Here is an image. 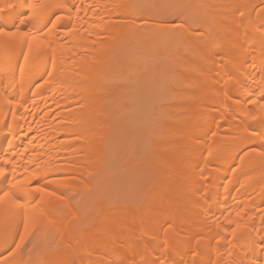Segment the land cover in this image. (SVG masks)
Instances as JSON below:
<instances>
[{
    "label": "bare ground",
    "instance_id": "obj_1",
    "mask_svg": "<svg viewBox=\"0 0 264 264\" xmlns=\"http://www.w3.org/2000/svg\"><path fill=\"white\" fill-rule=\"evenodd\" d=\"M0 28L49 44L0 52V194L45 217L16 251L5 201L0 264H264V0H0Z\"/></svg>",
    "mask_w": 264,
    "mask_h": 264
},
{
    "label": "snow or ice",
    "instance_id": "obj_2",
    "mask_svg": "<svg viewBox=\"0 0 264 264\" xmlns=\"http://www.w3.org/2000/svg\"><path fill=\"white\" fill-rule=\"evenodd\" d=\"M40 11V15H46L47 12L54 8H66L68 7L66 4L62 3H43L38 6ZM36 14L35 9L33 10V15ZM71 15V13H69ZM243 15V13H241ZM61 19V15L57 14L53 21H50L51 28L47 29V31H51L52 28L56 27L57 22ZM49 47L48 42L41 36L35 33L20 31L16 29L15 31H5L3 28H0V52H3L6 56L10 55L15 50H23L26 49V54L24 55V63L28 64L30 58L38 59L44 53V51ZM50 75V74H49ZM44 83H48V81H44ZM264 107V106H262ZM256 117H254L255 119ZM261 156H264V152L260 153ZM243 163V162H242ZM3 172V169H0V173ZM35 177H33L34 179ZM4 182L10 185V190L4 191L3 194H0V214L5 211V201H8V211L12 212L13 210H19L22 217V224L24 229V234L20 236V243L15 245V250L19 251L21 246L25 242V238L29 235L30 228L34 229L40 220L44 219V214L42 211H38L36 207L29 206V204L22 202L26 199L25 195L22 192H14L11 189L15 188V185L11 184V181L7 176L4 177ZM25 183H30V181H25ZM34 191L44 193L49 197H55V200H62L63 197L56 196L55 193L47 192L46 189L37 188ZM45 195H41L39 200L36 201V204L45 203ZM48 207L50 209H55V203L52 200L47 201ZM239 215V213H237ZM229 223H233L229 221ZM237 228L241 227L240 225H236ZM234 235V233H233ZM201 243L200 240H197V244ZM15 254V253H13ZM197 255L194 251L193 256ZM153 264H166V260H162L159 257ZM193 264H197L196 261ZM199 264H204L203 261H200Z\"/></svg>",
    "mask_w": 264,
    "mask_h": 264
}]
</instances>
